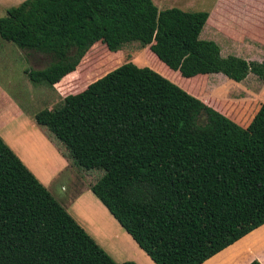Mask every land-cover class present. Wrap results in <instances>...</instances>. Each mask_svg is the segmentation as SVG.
<instances>
[{"label":"trees","instance_id":"trees-1","mask_svg":"<svg viewBox=\"0 0 264 264\" xmlns=\"http://www.w3.org/2000/svg\"><path fill=\"white\" fill-rule=\"evenodd\" d=\"M208 18L153 0H26L0 18V42L50 58L29 81L64 96L36 125L77 167L103 171L90 191L154 264H203L264 225V102L196 98L132 63L72 91L116 34L186 79L264 81V62L200 39ZM0 264H117L1 137Z\"/></svg>","mask_w":264,"mask_h":264},{"label":"rangeland","instance_id":"rangeland-1","mask_svg":"<svg viewBox=\"0 0 264 264\" xmlns=\"http://www.w3.org/2000/svg\"><path fill=\"white\" fill-rule=\"evenodd\" d=\"M24 1L26 0H0V18L5 17L8 10ZM153 3L159 11L176 8L186 12L208 13L211 22L208 26V21V28L200 39L216 41L222 56L235 55L246 61L264 62V0H153ZM211 26L219 27V32L212 34ZM125 36L127 35L116 34L108 42L96 45L79 71L81 76H84L85 72L88 73L83 78L80 77L82 79H79L81 80L79 85L72 92L80 91L120 66L132 63L137 67H148L158 72L197 98L213 96L229 101L258 99L264 102V81L252 73L241 82L232 81L223 74H208L186 79L179 72L163 65L148 46ZM49 64L50 58L45 55L26 54L12 43L0 42V99L11 100L6 102L9 105L3 106L4 103L0 105L5 109V113L0 115V129L5 131L17 127L21 115L34 123L37 112L64 105V96L56 89L45 84H32L25 74L28 69L41 70ZM40 129L68 160L69 168L47 189L69 213L71 206L67 203L68 198L70 200L76 193L84 194L85 199L87 193L93 196L92 192L88 191V186L100 179L103 171H85L77 167L69 158L68 151L51 137L49 131L42 127ZM25 141H28L29 145L34 144L32 140ZM65 178H69L66 185L63 182ZM65 190L66 194L63 197L60 194ZM93 198L96 199L94 196ZM105 211L108 215L95 210L98 220L96 224L91 225L94 227L93 231L88 232L79 225L117 264L126 261L154 264L109 212L106 209Z\"/></svg>","mask_w":264,"mask_h":264},{"label":"crops","instance_id":"crops-1","mask_svg":"<svg viewBox=\"0 0 264 264\" xmlns=\"http://www.w3.org/2000/svg\"><path fill=\"white\" fill-rule=\"evenodd\" d=\"M210 20L211 17L208 18L200 36L204 34L205 30L210 25ZM210 29L212 34H214L219 32L220 28L211 26ZM209 38L212 39V37ZM6 102H11V100L0 99V105L2 103H4L2 104L3 106L9 105ZM3 106H0V115L5 113V109L1 108ZM16 126L17 127H13V129L5 131L1 128L0 137L3 139L5 144L9 146V148L16 154L21 162L33 173L38 181L45 188H48L69 168L67 158L42 132L40 127L36 125L35 121L33 123L31 122V120L27 119L26 116L21 115L19 117V123L16 124ZM25 139L32 140L34 142L33 146L29 145L28 141L26 142ZM63 182L66 185L69 182V178H65ZM88 191H90V186H88ZM65 194L66 190L61 191L60 195L65 197ZM93 196H90V193H87V198L85 199L84 194L76 193L74 196L70 197V200L68 198L67 202L68 205L71 206L70 210H68L69 213L76 219V222L84 227L87 231H93L94 227L91 225L97 223L98 215H96L95 213L96 209L104 213L105 215L107 214L104 209L105 207L96 200L97 198L95 196L94 197L96 199H94ZM85 200H88L87 202H90L91 204L87 203ZM254 260H257L261 264H264V225L252 231L220 253L211 257L203 264H249Z\"/></svg>","mask_w":264,"mask_h":264}]
</instances>
